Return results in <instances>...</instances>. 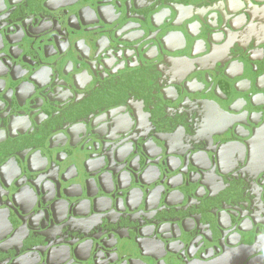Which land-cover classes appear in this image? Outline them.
Returning a JSON list of instances; mask_svg holds the SVG:
<instances>
[{"label":"water","instance_id":"95a60500","mask_svg":"<svg viewBox=\"0 0 264 264\" xmlns=\"http://www.w3.org/2000/svg\"><path fill=\"white\" fill-rule=\"evenodd\" d=\"M175 1L161 0L151 7L157 0H0V264H264V234L254 238L264 226V184L257 183L264 171V121L259 127L252 121H225L221 131L232 138L218 145L221 134L196 141L185 135L174 139L177 133L170 132L186 118L197 119V124L208 119L214 125V100L199 98L187 109L167 106L157 116L159 104L176 102L165 95L169 86L174 93L183 86L187 93L200 95L206 82L204 95L211 93L208 60L224 68L222 75L231 82L243 73L250 77L247 62H232L236 74L229 73L227 63L230 56H238L232 51L240 42L264 39V15L253 18L250 11L243 12L238 20L245 23L237 32L226 23L235 14L228 0L215 9L206 0L207 10H199L203 4H188L195 0H181L191 11L176 7ZM235 1L241 8L253 6L250 0ZM253 2L262 3L257 9L264 13V0ZM140 8L145 10L141 19L135 14ZM156 8L160 10L150 16ZM206 11L216 24L209 23ZM157 14L163 17L158 25L152 18ZM126 21L141 36L123 41L128 46L138 43L128 56L123 44L116 47L115 63L129 67L145 43L157 55L179 54L104 81L114 75L109 31ZM214 30L220 33L218 43L208 33ZM206 44L210 52L202 57ZM192 77L203 89L188 88ZM155 92L161 93L157 106L149 103ZM100 95L114 101L141 97L142 106L127 102L134 118L132 135L150 137L166 157L183 162L179 174L191 184L172 183L175 168L167 159L149 163L148 170L113 149L124 132L106 120L108 127L99 132L92 122L121 104H95ZM208 104L211 118L205 111ZM224 112L218 113L228 114ZM145 149L143 161L150 155ZM206 151L213 153L211 160ZM195 156L206 161L200 163ZM10 164L16 172L6 179ZM225 164H235L231 175ZM212 246L226 254L207 261L204 255ZM177 250L185 260L196 259L181 262L184 256Z\"/></svg>","mask_w":264,"mask_h":264},{"label":"flooded vegetation","instance_id":"af4514ba","mask_svg":"<svg viewBox=\"0 0 264 264\" xmlns=\"http://www.w3.org/2000/svg\"><path fill=\"white\" fill-rule=\"evenodd\" d=\"M132 1V0H131ZM161 0H157L156 3H153L151 5V7H154L156 4L160 3ZM206 0H195V1H189L188 4L190 5H195L198 6L200 4H203L204 6H202V8L200 7V9H206V6L208 5L210 8L209 9H215L216 7H221L222 4H224L225 0H208L207 5L206 2H204ZM210 1V2H209ZM230 3V7L232 11H235V14L232 15V19L226 21V23H230L234 25L235 28H238L237 32L243 28V24L245 23V21L243 20L242 23H240V20H238V18H241L240 16L242 15L243 12H246L247 15V11H250L252 13V17L253 18H260L264 15V13L260 10L257 9L258 6H260L262 3H254L253 0L252 4L253 6H248L247 4H244L241 8V6L238 4L237 1L235 0H228ZM263 1V0H262ZM183 1L181 0H176L175 1V5L176 7L180 8V9H184V10H188V5L182 3ZM256 8V9H255ZM240 9V10H239ZM251 9H255V10H251ZM160 10V8H156L154 12L150 13V16L153 15L155 12H158ZM223 10V9H220ZM238 10V11H237ZM189 11H191L189 9ZM237 11V12H236ZM145 10L144 8H140V10L138 12H136L135 14L138 15V18L141 19L140 17H142V14H144ZM208 12V13H207ZM107 13L110 14V12L107 11ZM206 14V18H208V21L210 24H216L215 21V17L210 16V12L206 11L203 13V15ZM158 15V14H157ZM155 15L153 16V22L154 24L158 25L159 23H161L162 21V16L161 15ZM237 18V20H236ZM248 18V16H247ZM250 18V16H249ZM221 18H218L219 23H221ZM138 22V20H137ZM173 22V21H172ZM175 22V21H174ZM141 23V22H140ZM149 25V22H148ZM246 26V25H245ZM136 27V25L134 23L131 22H124L121 25H119L117 28L113 29L111 32L112 35V45L108 47V51H110L109 53L111 54L110 60H109V66L111 65V71L114 73V75L112 77H109L111 79H104V81L106 80H111L114 81L117 78L121 77V76H125L128 75L129 73L132 72H136L142 69H147L150 68V66H156L157 64H159L161 61H163L165 56H170V57H175L177 56L179 53H175V54H169L167 52L164 51H159V54L157 55L154 48L152 46H150L149 43H145V44H141L139 45L138 49H139V54L140 57H138L137 61H131L130 66L127 67H123L122 65H119L118 62L115 63L116 59L112 56V54H116V47L119 46V44H123V52L127 53V56L129 54H131L132 51V45L134 44H138V43H134L131 46H128V44H126L125 41L126 39H136L139 38L141 36V33L136 31L134 28ZM149 28V27H148ZM195 32H198L197 29L194 27L193 28ZM133 30V31H130ZM170 31H172L173 29H169ZM155 32V30H152ZM193 31V30H192ZM210 37H214L215 39L213 40V42H217L218 43V35L220 34L218 31L214 32H208ZM153 37V34H152ZM147 37L144 38V40ZM241 38V37H240ZM236 40L237 41H241V39ZM225 39L224 38L220 39L221 41ZM264 41L263 38H252L249 40H246V42H240L241 46H235V48L233 49V53H236V55H238L235 59H233L235 56H230L231 59H229V56L227 57L228 63L227 65L230 66L229 69V73L232 74H236L239 73L238 72V67L235 66V64H232V62L234 60H238V62L243 63L247 62L250 65V69H249V75L250 77H248L245 73H243V76L239 79H235L232 82L227 80V78H225L222 74L224 72V68L220 69L219 68V64L217 63L216 65L213 64V59L208 60V63L210 64V69L207 73L209 74V76H211L210 80V85H211V93L209 95H204L205 90L209 88V85L206 84L204 85L205 90H203L200 94L198 95L196 94H189L187 93L184 89L183 86H178V89H176L175 93L172 90L173 86H169L167 87L170 91H166L165 95H167L169 98H172L174 100H176L175 103H170L168 105V103L166 102H162L161 106L160 104L158 105L155 101L157 100L156 98H160L161 97V93H154V95L149 98V103L150 102H155L157 108H159V113L157 114V116L161 117V115H163L166 111H167V106L168 108H178L179 105L182 106V108H192V104L191 101L194 100H199L200 99H205V98H209V100H214L216 102L217 105V112L214 114L215 115V122L214 125H208L209 123H207L208 119H204L200 124H197L196 122L197 119H187L183 120V122H178V124L173 125V127H171L170 129H172L170 132H176L177 134H175V138L174 139H181L179 137H181L182 135L187 136V138L189 139H195L196 141H203V138L206 139L210 136L216 135V134H221L220 137H218L216 139V142H218L217 144L220 145L221 143L219 141H221L222 139H226V138H232L231 135L227 134L226 132L221 131L225 126V121H228L229 119H231V121H245V122H253L254 127H259L260 124L263 123L264 121V111L262 110L264 108V43H262V41ZM141 42V41H140ZM248 48H246L247 46ZM245 46V47H244ZM102 47H106V43L102 42ZM196 49H200L201 46L196 43ZM242 47H244L243 49L245 50H241ZM114 51V53L112 52ZM242 51V52H240ZM210 52V47L208 46V44H206V52L205 54L201 55L202 57L208 56ZM228 53H231V51L228 50ZM227 55V54H225ZM145 56L146 59H143L142 57ZM215 58H219L220 56L218 54H214L213 55ZM150 58H152L150 60ZM208 58V57H207ZM225 63V62H224ZM240 70V69H239ZM215 71V72H214ZM203 73V72H202ZM218 73V74H215ZM198 75H202L200 73L196 74ZM194 75V77L196 76ZM194 77H192L191 79H188V82L191 83L188 88L192 91H198L199 89H203V87H200V84H198L200 81L198 79H196L197 81L195 82ZM196 78V77H195ZM228 83H230V85H228ZM232 85V89L230 88ZM84 85L82 84L81 87H83ZM95 86V85H94ZM93 86V87H94ZM92 87V88H93ZM91 88V89H92ZM91 89H85L83 92H87L88 90ZM173 92H172V91ZM231 92V96L228 97V93ZM175 94V96H174ZM123 97V96H122ZM122 97H119V99H121ZM224 97H226V101H224ZM126 97H124L121 101H114L111 100L110 98L106 97L102 98V95H100L97 99L95 104H100V105H113V104H121V105H114V107H111L107 110H105V112H103L102 114H99V117L97 118V120H95L94 122H92L94 130L102 132L103 129H106L108 127V125L106 124V121H111L115 126L119 127V131H123L124 134L119 137V140L115 141L116 143L112 146L113 149H118V153H124L121 155H125V157L128 155L130 156V160H134V164L139 165V166H144L146 167L148 170L150 169L149 167H151V165H149V163L151 162H161L167 159V162L170 164H172V167L175 168L173 169V173L171 174V179H172V183H178L179 186H187L189 184H191V181L189 180L188 176H182L179 174V172H182V169L185 168V165L183 162H181V164H179L178 162L176 163L174 157L170 158L165 156L164 150L159 147V145H155L156 143H152V140L150 137H143V135H139L136 134L132 135V130L133 128H131V122L134 121V118L132 117V113L131 110L128 108L127 106V102L132 103L133 105H139L142 106L143 105V99L141 100V97H136V98H132V101H126L125 100ZM141 101V102H140ZM251 102V104H250ZM140 103V104H139ZM85 104H94V100H86ZM209 104L206 106L205 111L207 112V109L209 110ZM119 108L121 110H119ZM123 108V109H122ZM164 108V109H163ZM163 109V113L161 114V111ZM228 112V114L231 116V118H228L229 115L228 114H221L218 112ZM210 112V111H209ZM209 112L206 113L207 117L211 118ZM224 112V113H225ZM218 113V114H217ZM218 116H217V115ZM142 118V116H141ZM204 118V117H203ZM228 118V119H226ZM108 123V122H107ZM180 123V124H179ZM229 124V121H228ZM113 128H115L114 126H112ZM240 133H242L241 131H239ZM226 133V134H224ZM163 135V134H162ZM168 134H164L163 136H167ZM132 136V137H131ZM219 136V135H218ZM129 137H131L132 142H129L128 139ZM262 138V137H261ZM234 139V138H233ZM218 140V141H217ZM109 144L111 142H108ZM206 143V142H205ZM160 144L162 145L163 143L160 142ZM118 145V146H117ZM205 146H207V144H205ZM212 147V146H211ZM110 148V147H109ZM143 148H146L145 150H148L149 154L148 155V160L145 159L143 161L142 158V154L145 155L143 153ZM237 149V148H236ZM238 152L241 151V149H237ZM114 152H116V150H114ZM195 152V151H194ZM246 153V152H245ZM115 154V153H114ZM207 157L208 159H212L213 153H210L209 151H206ZM247 154V153H246ZM246 154H244V156L242 157V160L245 161V157ZM190 155H192V153H190ZM153 156V157H152ZM145 158V157H144ZM174 159V160H173ZM195 159L197 161H199L200 163L205 162L206 158L205 157H200V156H195ZM170 160V161H168ZM173 160V161H172ZM226 160L224 159V157L222 156L221 158V162H225ZM146 164V165H145ZM244 165V163H242ZM148 166V167H147ZM235 167V164H231V165H227L225 164L224 167L225 169L228 171V174L231 175L233 173L232 170H234L232 167ZM14 171L16 172L14 165L10 164L9 168L5 171L4 173V177L6 179H12V177L14 176L13 173ZM150 171H153L152 169ZM231 171V172H230ZM193 172H188V175H190ZM153 175V173H152ZM198 176V175H197ZM180 177V179L178 178ZM213 179V178H212ZM257 183H262L264 184V171L260 172V174L257 177ZM264 187V186H263ZM208 196V192H205V197ZM262 230L260 229H256L255 234H254V238H257L258 236H262L264 234V226L261 227ZM263 245V244H261ZM261 247V246H260ZM213 249V246L211 247ZM178 251V255L180 256H184L182 255L183 251L181 250H177ZM229 253V252H227ZM226 254V253H225ZM224 252L222 251H216V249L210 250L209 253L205 254L204 257H207V261H214L217 258H219L220 256L222 257L223 255H225ZM193 259L196 258H192V259H186L185 260V256L182 259L181 262H186L187 260L192 261ZM211 261V262H212ZM183 264V263H180Z\"/></svg>","mask_w":264,"mask_h":264}]
</instances>
